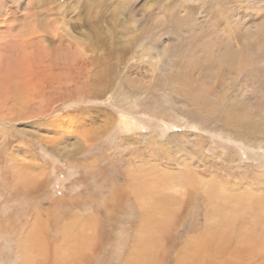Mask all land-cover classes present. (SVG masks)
<instances>
[{
	"label": "rangeland",
	"instance_id": "374dc122",
	"mask_svg": "<svg viewBox=\"0 0 264 264\" xmlns=\"http://www.w3.org/2000/svg\"><path fill=\"white\" fill-rule=\"evenodd\" d=\"M263 31L264 0H0V99L25 94L27 81L34 87L33 104L12 112L0 133H8L3 148L21 146L16 159L45 182L31 198L34 211L61 198H93L99 211L111 193L129 191L132 170L156 165L168 175L181 161L195 174L246 177L264 189ZM208 34L226 35L236 61L251 56L244 73L213 59L183 77L195 58L204 62ZM187 84L208 106L186 100ZM211 106L215 114L202 121ZM230 109L258 131L238 136L214 122ZM2 173L0 214L22 222L30 197L13 190L9 172L10 188L1 186Z\"/></svg>",
	"mask_w": 264,
	"mask_h": 264
},
{
	"label": "bare ground",
	"instance_id": "6f19581e",
	"mask_svg": "<svg viewBox=\"0 0 264 264\" xmlns=\"http://www.w3.org/2000/svg\"><path fill=\"white\" fill-rule=\"evenodd\" d=\"M169 28L179 34L175 27ZM206 37L204 62L200 64L201 59L195 58L194 65L183 74L184 78L192 75L197 66L208 69L213 59L216 63L224 62L232 74L244 73L245 64L250 61L249 54L236 61L237 55L229 49L230 40L226 35L208 34ZM239 37L236 34L235 40ZM31 42L32 39L26 40V44ZM153 49L158 50L157 44ZM200 76L205 77L204 74ZM23 87L25 94L19 89L15 95L8 94L10 97L0 99L2 132L6 124L15 121V115H10L12 112L19 113L17 109L23 111L21 108L33 104L29 99L34 92L32 82H25ZM196 88L187 84L184 97L202 110L208 106L202 97L206 95L194 92ZM215 107L208 108L201 120L213 116ZM231 110L225 116L220 114L214 122H222L223 127L238 136L258 131L259 125L247 121L243 113ZM7 137V132L0 133V154L5 159H2L3 164L0 163L3 169L1 186L6 187L5 173L9 172L15 186L13 190H21L30 197L31 209L22 222H16L13 214L9 218L0 214V264H264V189L246 177L230 180L223 176L195 174L192 163L185 161H181L177 172L165 175L154 165L145 168V172L131 169L129 191L101 195V199L108 196V203L99 211L92 209L93 198L89 202L79 198L76 203L62 198L51 200L48 207L34 211L32 207L37 204L34 205L31 198L39 188H44L45 182L16 159L21 146L12 151L13 154L3 148ZM15 192L20 193L14 191V199ZM6 196L4 198L8 199ZM125 205L131 206L127 209ZM1 217L8 219V225ZM187 219L190 221L185 225ZM124 224L127 225L123 234Z\"/></svg>",
	"mask_w": 264,
	"mask_h": 264
}]
</instances>
